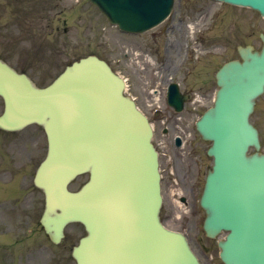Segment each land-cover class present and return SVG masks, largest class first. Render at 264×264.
<instances>
[{"label":"rangeland","instance_id":"374dc122","mask_svg":"<svg viewBox=\"0 0 264 264\" xmlns=\"http://www.w3.org/2000/svg\"><path fill=\"white\" fill-rule=\"evenodd\" d=\"M65 14L66 27L68 32L64 33L59 40L60 53H56L50 60V70L47 65L39 66L37 69H28V75L38 84L45 85L49 83L52 78L69 62L83 56L89 52H94L97 55L106 59L114 70L119 72L128 78V93L137 97L138 106L140 109L149 115L152 114L150 104L147 98V93L150 88L155 86V83L161 79V62L158 60L159 49L163 57L162 47L163 41L158 43L157 40L150 37V35L128 37L117 33L113 28L106 25L105 20L93 10L85 0H80L79 5H75L70 0H65ZM195 4L200 6L210 5L205 0H192ZM6 0H0V17L6 15L3 10ZM198 6V5H197ZM71 7V8H70ZM216 11L220 10L217 17L213 20L212 36L207 38L203 32L204 29L198 31L196 36L199 40H202L201 47H208L209 52H212V57H207L205 54L201 55V62H211L213 66L222 63L224 60L231 56H234V48L239 43L241 37H246L253 29L254 23L246 19L237 18L235 15H225V9L214 7ZM10 15L14 14V6L9 8ZM231 18V19H229ZM211 22L209 17L207 23ZM206 23V24H207ZM7 21L0 20V34H3L7 30ZM14 26H9L8 31L13 30ZM204 28V27H203ZM157 31L159 30L156 29ZM154 30V31H156ZM156 31V32H157ZM253 41L255 45H258L256 38ZM156 38H160L157 36ZM162 38L165 40L169 38L170 41L175 43V35H163ZM4 40V39H3ZM169 41V42H170ZM169 58L174 59L175 53L170 51ZM147 56L153 60V64L147 61ZM20 61L23 58L18 57ZM120 60L119 63L117 61ZM24 62V61H23ZM28 65L25 63V66ZM163 115L168 117L170 114L169 110L162 104ZM193 116L187 115L186 118L191 119ZM174 118V115L166 122ZM253 121L256 123L262 139V145H264V98L258 104V110L253 117ZM161 125V124H159ZM155 125L156 133H160V126ZM163 126V125H161ZM35 128H30L26 132L22 133V139L25 137H34L38 133L35 132ZM167 148L172 151L171 145L167 144ZM264 150V147H263ZM23 187L24 186H19ZM8 196L0 199V236L1 233L7 234V238L13 244V248H19L25 246L26 261L24 264H36L41 262L40 260H31L29 257L28 250L39 247L41 243L36 245L31 243L33 239L32 221L34 217L29 209H24L21 203L27 197V193L19 196L17 199L7 200ZM38 198H41L40 194H37ZM16 205L17 208L14 206ZM177 221H174V225H177ZM192 244H196L195 238H190ZM208 244V251L215 261L210 264L217 263V250L215 242L204 240ZM34 256V254H31Z\"/></svg>","mask_w":264,"mask_h":264},{"label":"water","instance_id":"95a60500","mask_svg":"<svg viewBox=\"0 0 264 264\" xmlns=\"http://www.w3.org/2000/svg\"><path fill=\"white\" fill-rule=\"evenodd\" d=\"M32 96L34 97L35 94L33 93ZM55 105L58 104L55 103ZM73 111L72 109L69 110V112ZM100 115L104 126L110 127L106 124L101 111ZM93 124L97 128V122H93ZM110 128L115 131L118 130L114 127ZM158 234V228L149 224L138 227L133 223L131 231H127V226L124 227L123 222L110 225L103 231L97 232V248H100L99 255L101 257L97 264H154L150 259H155L156 253L164 252L163 249L166 245V241L160 238ZM145 249H148V253H145L148 254L149 259L141 257V259L136 258L134 262L130 261L132 255L136 256L140 252H144Z\"/></svg>","mask_w":264,"mask_h":264}]
</instances>
